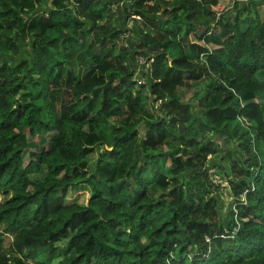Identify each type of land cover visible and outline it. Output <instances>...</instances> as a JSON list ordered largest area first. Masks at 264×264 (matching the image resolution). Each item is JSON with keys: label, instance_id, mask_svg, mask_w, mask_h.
Returning <instances> with one entry per match:
<instances>
[{"label": "trees", "instance_id": "16d2710c", "mask_svg": "<svg viewBox=\"0 0 264 264\" xmlns=\"http://www.w3.org/2000/svg\"><path fill=\"white\" fill-rule=\"evenodd\" d=\"M261 6L0 0V264H264Z\"/></svg>", "mask_w": 264, "mask_h": 264}, {"label": "rangeland", "instance_id": "374dc122", "mask_svg": "<svg viewBox=\"0 0 264 264\" xmlns=\"http://www.w3.org/2000/svg\"><path fill=\"white\" fill-rule=\"evenodd\" d=\"M228 4H220L218 6L215 7L216 10L218 11H224L226 10V7H227ZM117 11L121 14L122 16V11H121V8L118 7L117 8ZM259 12H260V17L264 19V6L260 7L259 9ZM122 20H120V24H121V27L123 29H128V31H135L134 29L136 28V22L132 21L131 18H129L126 23L123 21L124 17H120ZM129 33V32H128ZM127 35V34H126ZM127 37H129L127 35ZM134 41V38H127L126 39V42L128 45H131V43ZM136 64V65H135ZM133 65L135 66L136 69H138L139 65L135 62V60H133ZM192 92H195L196 93V96L195 97H198L199 94L197 92V90L193 89L192 88ZM184 95H185V92H184ZM192 104H193V107L195 108L196 112H202L204 111V107H201V106H198L197 103H195V101H192ZM201 107V108H199ZM152 108H154V106H152ZM93 158L90 159V161H92ZM209 164H211L213 167H211L209 169V172L212 174V176L215 174V171L217 169L221 170L223 172V169L222 166H223V163H220L216 161V158L214 156L210 157L209 158ZM227 185L223 186L222 189H221V192L218 193V198H219V209L222 213V215H225L226 213V209L228 208L229 204H230V201L232 200L231 196H230V193H229V189L228 187H226ZM6 243H8V239L6 240Z\"/></svg>", "mask_w": 264, "mask_h": 264}, {"label": "built area", "instance_id": "2783aa9c", "mask_svg": "<svg viewBox=\"0 0 264 264\" xmlns=\"http://www.w3.org/2000/svg\"><path fill=\"white\" fill-rule=\"evenodd\" d=\"M216 10V9H215ZM216 11H218V10H216ZM220 12V11H219ZM215 173H216V171H215ZM213 180L215 181V182H219L221 185H227V181H225V180H223L221 177H220V175L219 174H214L213 175Z\"/></svg>", "mask_w": 264, "mask_h": 264}, {"label": "crops", "instance_id": "0c3cea01", "mask_svg": "<svg viewBox=\"0 0 264 264\" xmlns=\"http://www.w3.org/2000/svg\"><path fill=\"white\" fill-rule=\"evenodd\" d=\"M262 7V6H261Z\"/></svg>", "mask_w": 264, "mask_h": 264}]
</instances>
